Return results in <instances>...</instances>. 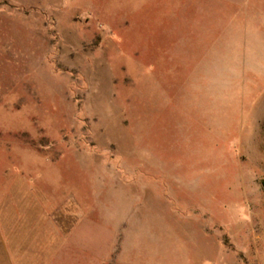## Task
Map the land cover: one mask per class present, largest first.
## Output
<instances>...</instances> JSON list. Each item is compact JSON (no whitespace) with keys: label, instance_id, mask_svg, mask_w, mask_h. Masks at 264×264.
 I'll return each mask as SVG.
<instances>
[{"label":"rangeland","instance_id":"rangeland-1","mask_svg":"<svg viewBox=\"0 0 264 264\" xmlns=\"http://www.w3.org/2000/svg\"><path fill=\"white\" fill-rule=\"evenodd\" d=\"M0 264H264V0H0Z\"/></svg>","mask_w":264,"mask_h":264}]
</instances>
